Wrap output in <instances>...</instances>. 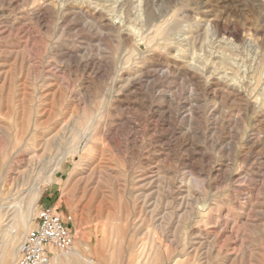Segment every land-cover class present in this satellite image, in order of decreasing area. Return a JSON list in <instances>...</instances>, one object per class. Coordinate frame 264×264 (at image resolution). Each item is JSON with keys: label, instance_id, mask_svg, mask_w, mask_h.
I'll use <instances>...</instances> for the list:
<instances>
[{"label": "rangeland", "instance_id": "1", "mask_svg": "<svg viewBox=\"0 0 264 264\" xmlns=\"http://www.w3.org/2000/svg\"><path fill=\"white\" fill-rule=\"evenodd\" d=\"M0 130V245L33 191L85 264H264V0H0Z\"/></svg>", "mask_w": 264, "mask_h": 264}, {"label": "built area", "instance_id": "2", "mask_svg": "<svg viewBox=\"0 0 264 264\" xmlns=\"http://www.w3.org/2000/svg\"><path fill=\"white\" fill-rule=\"evenodd\" d=\"M72 224V216L57 207H41L34 228L19 246L16 264H51L57 252L70 251L75 243Z\"/></svg>", "mask_w": 264, "mask_h": 264}, {"label": "bare ground", "instance_id": "3", "mask_svg": "<svg viewBox=\"0 0 264 264\" xmlns=\"http://www.w3.org/2000/svg\"><path fill=\"white\" fill-rule=\"evenodd\" d=\"M170 22H171V20H170ZM166 24V23H165ZM165 24H163V25H165ZM159 27H161V26H159ZM164 32H166V31H164V29L163 28H159L158 29V33L159 34H163ZM169 72L166 70V71H162V74L163 75H167ZM161 74V75H162ZM167 77V76H166ZM164 84V83H163ZM165 94V93H164ZM177 101V100H176ZM180 103V102H179ZM173 104V103H172ZM173 105H175V104H173ZM184 105V104H183ZM191 105V104H190ZM189 106V105H188ZM120 108V107H119ZM166 108V107H165ZM193 110V109H192ZM195 110V109H194ZM193 110V111H194ZM122 111V110H121ZM184 111H186L185 109H184ZM120 112V111H119ZM191 112V111H190ZM125 113V112H124ZM127 113V112H126ZM185 113V112H184ZM192 113V112H191ZM120 114V113H119ZM104 115H105V113H104ZM184 115H186V114H184ZM106 116V115H105ZM183 116V115H182ZM132 117V116H131ZM105 117H103V119H104ZM121 118V117H120ZM124 118V117H123ZM102 119V118H101ZM126 119H127V117H126ZM129 119V118H128ZM121 120V119H120ZM107 122V121H106ZM128 123H129V120L127 121ZM166 122V121H165ZM133 123V122H132ZM100 124V123H99ZM109 125V124H108ZM131 125H134V124H130V126ZM97 126H98V124H97ZM101 126V125H100ZM99 126V127H100ZM134 127V126H133ZM98 128V127H97ZM136 128V127H135ZM100 129V128H99ZM112 129V128H111ZM172 129V128H171ZM97 130V129H96ZM130 130V129H129ZM1 131V130H0ZM98 132H99V130H98ZM120 131H118V133H119ZM127 132V131H126ZM137 132H138V130H137ZM136 132V133H137ZM110 133V132H109ZM99 134V133H98ZM111 134L112 133H110V135L109 134H107L106 136H105V141L110 145V147H112V146H114L115 147V145L116 146H118L119 148H121L122 149V145H121V143H118V144H116L115 143V141H114V138L111 136ZM114 134V133H113ZM112 134V135H113ZM132 134H133V129H132V126H131V132H130V134L128 135L129 136V139H131V137H132ZM99 136V135H98ZM117 136V135H116ZM127 136V135H126ZM125 136V137H126ZM133 136H135V135H133ZM118 137V136H117ZM102 138V137H101ZM139 138V137H138ZM128 139V138H127ZM127 139L125 140V143H124V146H123V148L124 149H126V146H127V143H126V141H127ZM133 140H135V138H132ZM104 140V139H103ZM119 140H120V138H119ZM122 141V140H121ZM137 141V140H136ZM82 142V141H81ZM131 142H133V141H131ZM129 143V142H128ZM107 144V145H108ZM134 144H135V142H134ZM133 145V144H132ZM131 145V146H132ZM136 145V144H135ZM137 145H138V143H137ZM105 146V145H104ZM118 147H116V149L118 148ZM135 147V146H134ZM119 148H118V150H119ZM129 149V148H128ZM131 150V149H130ZM133 150H135V149H133ZM133 150H131V151H133ZM119 151H121V150H119ZM127 151V150H126ZM129 151V150H128ZM123 152V151H122ZM121 152V153H122ZM119 153V152H118ZM130 153V152H129ZM132 153V152H131ZM127 154V153H126ZM122 155V154H121ZM128 155V154H127ZM126 158V157H125ZM91 162V161H90ZM89 164V163H88ZM184 164V163H183ZM185 165V164H184ZM145 170V169H144ZM97 172V171H96ZM251 173V172H250ZM249 173V174H250ZM145 174H147V173H145ZM151 174V173H150ZM180 174V173H179ZM194 174V173H193ZM141 175V174H140ZM143 175H144V173H143ZM195 175V174H194ZM251 175V174H250ZM146 177V176H145ZM99 178V177H98ZM149 178H151V180L153 179V177H151V176H149ZM249 178V177H248ZM141 179H143V177L141 178ZM145 179V178H144ZM146 179H148V178H146ZM146 179H145V182H147L146 181ZM196 179V178H195ZM199 179V178H198ZM140 180V179H139ZM144 181V180H143ZM199 181V180H198ZM140 182V181H139ZM151 182L152 181H150V184H151ZM202 182V181H201ZM153 183V182H152ZM143 184H145V183H143ZM201 184V183H200ZM149 185V184H148ZM152 185V184H151ZM140 186H141V184H140ZM201 186V185H200ZM31 194H29L30 196H28L27 197V199H26V201L24 202V201H19V202H16L17 203V205H16V211L14 212V213H12V215H13V218H14V220L12 221V223H11V225H10V227H9V229L7 230V239L2 243V245H0V255H1V264H10V261L12 262V259H15V261L17 260V257H18V249H19V247H18V249H17V246H18V241H20L22 238H23V240L25 239V237H26V235H27V233L31 230V229H33L34 227H31L32 225H31V218H32V207H31V204H32V202L33 201H35V199H37L36 197L38 196V194L37 193H35V192H30ZM137 197V196H136ZM148 197V196H147ZM140 199V198H139ZM146 199V198H145ZM178 200V199H177ZM36 202H37V200H36ZM145 202H146V200H145ZM176 202V201H175ZM178 202V201H177ZM35 203V202H34ZM33 206H34V204H32ZM173 205H175V204H173ZM8 210V209H7ZM10 210H11V208H10ZM6 211V210H5ZM34 211V210H33ZM127 213V212H126ZM1 217H2V215H1ZM1 224V223H0ZM225 227V226H224ZM224 227H222V228H224ZM217 229V228H216ZM217 231V230H216ZM215 232V231H214ZM217 233V232H216ZM202 237V236H201ZM188 238V237H187ZM204 239V238H203ZM23 240L20 242V243H22L23 242ZM152 240V239H151ZM187 240V239H186ZM185 240V241H186ZM198 240V239H197ZM194 241V240H193ZM196 241V240H195ZM194 241V242H195ZM150 244H151V241L149 242ZM183 243H184V245H186V243L183 241ZM199 243V242H198ZM21 244H19V246H20ZM159 245V244H158ZM162 245V244H161ZM189 245H190V243H189ZM192 245V244H191ZM194 245H196V244H194ZM175 246H176V244H175ZM162 247V246H161ZM173 247V246H172ZM182 247V246H181ZM190 247V246H189ZM192 247V246H191ZM242 247V246H241ZM240 247V248H241ZM196 248H198V247H196ZM176 249V248H175ZM174 249V250H175ZM188 249V248H187ZM186 249V250H187ZM14 261V262H15ZM180 261V260H179ZM160 262V261H159ZM177 262V261H176ZM175 262V263H176ZM184 262V261H183ZM13 263V262H12ZM86 263V259L84 258V256L80 253V251L79 250H77V249H72V250H70V251H68V252H57L56 253V255L54 256V258L52 259V263L51 264H85ZM88 263V262H87ZM156 263H157V261H156ZM14 264V263H13ZM16 264V263H15Z\"/></svg>", "mask_w": 264, "mask_h": 264}, {"label": "crops", "instance_id": "4", "mask_svg": "<svg viewBox=\"0 0 264 264\" xmlns=\"http://www.w3.org/2000/svg\"><path fill=\"white\" fill-rule=\"evenodd\" d=\"M48 199L46 200V202H44L41 206L42 207H49V206H53V197H52V194L51 195H47Z\"/></svg>", "mask_w": 264, "mask_h": 264}]
</instances>
